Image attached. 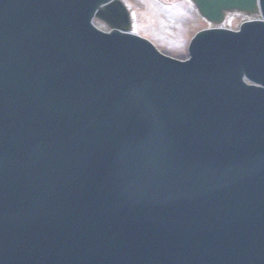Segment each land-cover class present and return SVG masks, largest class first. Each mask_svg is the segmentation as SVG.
Segmentation results:
<instances>
[{"label": "rangeland", "instance_id": "1", "mask_svg": "<svg viewBox=\"0 0 264 264\" xmlns=\"http://www.w3.org/2000/svg\"><path fill=\"white\" fill-rule=\"evenodd\" d=\"M136 7L137 29L143 36L154 41L163 52L175 57H184V46L187 39L198 29L207 26L202 20L192 16L188 19L174 18L152 8L153 0H125ZM178 8V7H177ZM238 16V15H237ZM241 17H239V20ZM239 20L230 23L232 27L238 25Z\"/></svg>", "mask_w": 264, "mask_h": 264}, {"label": "water", "instance_id": "2", "mask_svg": "<svg viewBox=\"0 0 264 264\" xmlns=\"http://www.w3.org/2000/svg\"><path fill=\"white\" fill-rule=\"evenodd\" d=\"M194 2L196 3L198 9L200 11L202 10L203 14L208 13L211 10V12H209L208 14H204V16L208 20H210L212 22H216V23H219L221 21L220 18L223 17V15L221 14L222 11H224V10L232 11L234 9L237 11H245V8L247 6L246 3H244L242 0H218V1H214V2L208 0L206 3H204L205 1H203V0H194ZM248 3H250V1H248ZM248 6H249V4H248ZM112 8L117 14L121 13L119 5L114 4L112 6ZM101 13H102L101 15L104 18V20L107 21L109 24H111V25L120 24V22L115 21L110 15H108L107 11L103 10ZM120 27L123 29H126L127 28L126 22L121 21ZM48 41H50V40H48ZM48 41H47V45H49ZM55 102H57V101H53L51 104L55 105ZM256 154H257V152H255V155ZM121 156H122V151H117L115 153L116 159H115V163H114V169H116V170H117V166H119V164L126 165V163H125L126 161L130 162V159H127V157H125V155H124V158H121ZM5 157H6V154H4L3 151L0 150V160H2ZM129 157L132 158V156H129ZM6 169L8 170L9 175H13V173L15 172V168L13 167V164H10V166L6 167ZM53 169H54L53 163H49L45 167V171L47 173H50L51 171H53ZM69 170H74L73 176H74V179L77 180L80 171H77L74 166L68 165L67 168L64 170V175L62 177V181H63V179H66V178L68 179L71 176V171H69ZM252 177H254V174L252 175ZM134 198L135 197L132 198V200H133L132 206H134L135 202H136V200ZM119 202L121 203V200H119ZM9 223H10V221H6V216H4L3 219H0V229L2 230L0 232V239L4 242H6V241L9 242L8 241L9 239L7 240V238H4V237H6V234H7L6 231H9L8 230ZM171 230H174V229L171 227L169 229V231H171ZM175 237H177V236H175ZM170 238H173V236L170 235ZM175 241L178 243L177 238L175 239ZM177 243L175 244V242L174 243L171 242V244H173L174 247H176L178 245Z\"/></svg>", "mask_w": 264, "mask_h": 264}]
</instances>
